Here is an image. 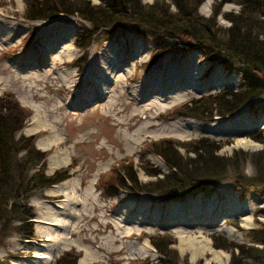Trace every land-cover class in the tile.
<instances>
[{"label": "rangeland", "instance_id": "obj_1", "mask_svg": "<svg viewBox=\"0 0 264 264\" xmlns=\"http://www.w3.org/2000/svg\"><path fill=\"white\" fill-rule=\"evenodd\" d=\"M218 3L204 0L199 15L211 17ZM27 10L26 0H0V97L12 96L29 112L17 136H34L36 148L47 154L45 174L61 171L65 179L29 197L23 204L27 209H21L23 222L0 228V264H55L67 252L78 255L76 264L84 257L88 264H157L161 257L152 240L164 246L171 242L169 254L178 264H229L230 252L216 249L213 237L260 247L249 238L264 223L259 213L264 196L255 188L242 199L228 177L214 193L193 192L180 202L139 190L154 181L146 173L168 171L152 153L155 144L170 143L182 159L192 157L187 150L200 139L221 145L217 155L223 158L262 149L254 138L264 140L263 111L252 114L246 106L226 117L181 116L184 104L242 88L240 74L226 69L223 59L205 60L197 49L171 51L151 64L158 43L130 30L97 33L83 63L84 52L75 41L88 22L63 14L29 20ZM237 11L235 2L221 7V14ZM216 23L229 27L222 16ZM186 62L193 64L185 68L190 79L178 87ZM174 82V88L159 94ZM252 106L264 108V95ZM149 123L157 127L138 133ZM51 131L59 146L46 143ZM243 169L247 176L255 174L249 161ZM119 177L124 188L116 184ZM47 211L56 221L44 219ZM39 222L59 225H47L51 236H45Z\"/></svg>", "mask_w": 264, "mask_h": 264}, {"label": "trees", "instance_id": "obj_2", "mask_svg": "<svg viewBox=\"0 0 264 264\" xmlns=\"http://www.w3.org/2000/svg\"><path fill=\"white\" fill-rule=\"evenodd\" d=\"M212 16L204 18L198 8L204 0H156L147 5L141 0H98L93 5L88 0H26L29 20H46L58 15H77L90 24L77 37L75 46L84 52L100 31L108 36L130 30L147 36L158 43L151 56V64L168 52L201 50L203 58L217 62L226 69L236 70L244 83L237 90L225 89L217 94L193 100L181 106V116L191 118L226 117L248 106L249 112L257 114L264 108L254 109L252 104L264 95V0H216ZM235 2L239 11L221 14V7ZM173 9V11L171 10ZM222 16L229 27H218L216 20ZM234 65V68L233 66ZM29 112L22 108L12 96L0 97V228L7 230L11 221L23 222L26 218L21 209L32 194H40L65 179L63 172L51 176L45 174L47 154L35 146L34 136L17 133L24 128ZM262 149L254 153L234 152L231 157H219L221 145L200 139L191 143L182 159L170 143L153 145L152 153L159 156L168 171L146 173L154 181L139 185V190L155 194L166 201H183L193 192L206 195L215 192L216 186L230 177L233 188L244 199L250 188L264 196V140L254 138ZM249 161L255 174L247 176L243 165ZM135 177L133 175V181ZM116 184L124 188V180L115 178ZM136 180V179H135ZM137 186V185H136ZM115 187L109 185V189ZM264 216V209L259 210ZM249 232L255 245H234L220 237H213L216 249L230 252L229 264L264 263V223ZM23 230V229H22ZM160 254L157 264H178L170 256L168 248L151 241ZM162 242V241H159ZM175 252L173 251V254ZM78 255L67 252L55 264H76ZM175 257V256H174Z\"/></svg>", "mask_w": 264, "mask_h": 264}, {"label": "bare ground", "instance_id": "obj_3", "mask_svg": "<svg viewBox=\"0 0 264 264\" xmlns=\"http://www.w3.org/2000/svg\"><path fill=\"white\" fill-rule=\"evenodd\" d=\"M191 67H193V64H192V62H186V64L184 65V67H183V69H182V71L180 72L179 71V74H180V78H181V80H182V82H181V84L178 86V87H183V85H185L186 83H184V82H187L190 78L188 77V75L186 74V69H190ZM186 68V69H185ZM187 77V78H186ZM220 80H215L214 82L215 83H217V82H219ZM171 85V84H170ZM212 85V87H214V85L213 84H211ZM173 86V87H172ZM176 86V84H175V82H174V84H172L170 87H168L167 89H166V91L165 92H159V94L161 95V96H164L171 88H174ZM188 87V86H187ZM191 87H192V85H191ZM193 88L195 89V87L193 86ZM185 89V88H184ZM178 99V97L176 98V99H174L173 98V100H177ZM95 110L97 109V107H95L94 108ZM37 127H40V123H38V125H37ZM157 127V125H155V124H152V123H149L147 126H145L144 128H142V129H140L139 131H138V133H140V134H146V131H147V129L148 128H156ZM41 129H48L47 127H41ZM50 134L51 135H49L48 137H47V139H46V143L50 146L51 144H56V146H59L60 145V142H59V138H57L56 137V135L51 131L50 132ZM45 142V141H44ZM46 144V145H47ZM47 145V146H48ZM238 146H241L240 144H238ZM59 155V157H64L65 155H66V152L64 151V152H62V153H59L58 154ZM56 159H58V160H61L60 158H56ZM62 161V160H61ZM57 162H55V164H56ZM63 187H65V186H63ZM60 196H57V198H59ZM72 199V198H71ZM70 199V200H71ZM64 200V199H63ZM67 204H68V202H67ZM69 204H73V202L71 203V201H69ZM55 213L54 212H45V213H43L42 214V216H44L45 218L44 219H48V218H51V217H53L54 218V215ZM51 222H54V221H56V218H54V219H51L50 220ZM39 223H42V224H44V222H39ZM46 224V225H45ZM45 224L44 225H42V226H40V228H38V231H40V232H43V234L45 235V236H51V234H49L48 235V233L50 232V228H48L47 227V225H59L58 223H50V222H45ZM45 236H43V237H45ZM59 240H61V239H59ZM42 258H46L47 259V257L46 256H41ZM49 260H50V258H48ZM88 261H89V259H88V257H84L81 261H80V263L79 264H88ZM49 262V261H48ZM47 262V263H48Z\"/></svg>", "mask_w": 264, "mask_h": 264}]
</instances>
